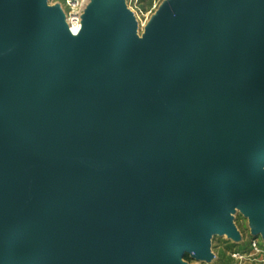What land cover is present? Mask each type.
Masks as SVG:
<instances>
[{
	"label": "water",
	"instance_id": "water-1",
	"mask_svg": "<svg viewBox=\"0 0 264 264\" xmlns=\"http://www.w3.org/2000/svg\"><path fill=\"white\" fill-rule=\"evenodd\" d=\"M0 0V264H182L264 232V0Z\"/></svg>",
	"mask_w": 264,
	"mask_h": 264
},
{
	"label": "rangeland",
	"instance_id": "rangeland-1",
	"mask_svg": "<svg viewBox=\"0 0 264 264\" xmlns=\"http://www.w3.org/2000/svg\"><path fill=\"white\" fill-rule=\"evenodd\" d=\"M114 1L121 2L128 11L132 22L130 40L137 44L145 36L147 24L158 17L164 7L174 0ZM46 4L49 7L59 4L66 12L63 0H46ZM262 171L264 172V167ZM229 217L232 231L209 235L210 253L207 257L196 258L185 253L184 255L187 256L183 255L180 262L182 264H264V232L256 231L249 217L236 206L229 211Z\"/></svg>",
	"mask_w": 264,
	"mask_h": 264
},
{
	"label": "built area",
	"instance_id": "built-area-1",
	"mask_svg": "<svg viewBox=\"0 0 264 264\" xmlns=\"http://www.w3.org/2000/svg\"><path fill=\"white\" fill-rule=\"evenodd\" d=\"M137 1V0H134ZM89 0H63L65 13V22L70 32H78L81 27V15L85 5Z\"/></svg>",
	"mask_w": 264,
	"mask_h": 264
},
{
	"label": "bare ground",
	"instance_id": "bare-ground-1",
	"mask_svg": "<svg viewBox=\"0 0 264 264\" xmlns=\"http://www.w3.org/2000/svg\"><path fill=\"white\" fill-rule=\"evenodd\" d=\"M70 32V31H69ZM72 35H76L78 32L74 33V32H70Z\"/></svg>",
	"mask_w": 264,
	"mask_h": 264
},
{
	"label": "trees",
	"instance_id": "trees-1",
	"mask_svg": "<svg viewBox=\"0 0 264 264\" xmlns=\"http://www.w3.org/2000/svg\"><path fill=\"white\" fill-rule=\"evenodd\" d=\"M184 256H187V255H184Z\"/></svg>",
	"mask_w": 264,
	"mask_h": 264
}]
</instances>
